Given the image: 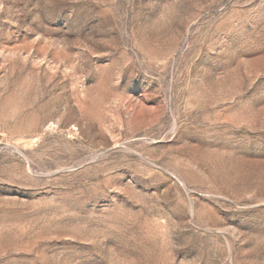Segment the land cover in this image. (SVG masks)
Masks as SVG:
<instances>
[{"label":"rangeland","instance_id":"1","mask_svg":"<svg viewBox=\"0 0 264 264\" xmlns=\"http://www.w3.org/2000/svg\"><path fill=\"white\" fill-rule=\"evenodd\" d=\"M0 264H264V0H0Z\"/></svg>","mask_w":264,"mask_h":264}]
</instances>
